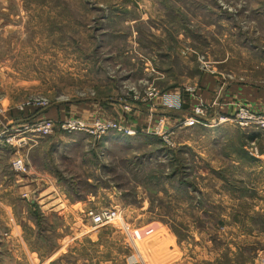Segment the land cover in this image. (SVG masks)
Wrapping results in <instances>:
<instances>
[{
	"label": "rangeland",
	"instance_id": "374dc122",
	"mask_svg": "<svg viewBox=\"0 0 264 264\" xmlns=\"http://www.w3.org/2000/svg\"><path fill=\"white\" fill-rule=\"evenodd\" d=\"M240 106L264 112V0H0V124L54 125L34 152L12 130L0 144V178L47 170L60 198L42 209L31 194L52 250L30 264H260L264 240L242 233L264 231V136ZM102 211L114 222L95 225ZM19 252L0 264H29Z\"/></svg>",
	"mask_w": 264,
	"mask_h": 264
},
{
	"label": "crops",
	"instance_id": "0c3cea01",
	"mask_svg": "<svg viewBox=\"0 0 264 264\" xmlns=\"http://www.w3.org/2000/svg\"><path fill=\"white\" fill-rule=\"evenodd\" d=\"M231 107L227 106L223 111L230 113L233 110ZM183 117L184 116L182 115L181 118ZM20 127H22V125L18 121H3L0 124V133L3 132L4 129L9 128H11L10 131L12 130L13 132ZM14 138H16L13 140L15 145L14 147H17V149L29 148L28 151L33 150V152L36 151V149H40V143L35 140H30L29 138L26 139V144L20 148L19 144L24 137L17 135ZM0 144L2 143L0 142ZM1 153L2 151L0 149V154ZM237 160L249 161L247 162V165L252 167L253 165L256 166V164H259L258 160L256 161L254 158H238ZM257 167L258 173H263L264 175V167H260L258 165ZM30 173L31 174L28 177L21 178L20 180H18L17 176H14L15 179L10 184L5 182L4 177L0 178V209L5 211V215L0 217V249H2V247H5L8 250L12 247L18 248L20 251L18 255L27 258L29 264L32 259L36 260L38 256H42L48 248L52 250L49 242L45 241V239H41L40 237H36L32 233L35 229L34 223L30 217L26 216L27 213L25 212L28 210L29 205L34 202L31 199V194H36L35 201L42 206V209L43 205L55 207L58 205V201L60 200L55 185H47L49 182L46 181L47 170H44L42 173H38L34 168H31ZM57 198H59V200ZM14 201H21L23 209L19 215V207ZM262 204V206H256L255 210L264 214V202ZM247 224L251 223L247 222ZM6 233H8V235H5ZM242 235L244 238L247 237L255 240H264V231L253 230V232L242 233ZM40 243H43L44 246H41ZM55 247L54 252L60 249L59 246ZM57 254L58 251H56L52 256H57ZM263 257L264 250L259 251L257 258H260V264H262L261 259Z\"/></svg>",
	"mask_w": 264,
	"mask_h": 264
},
{
	"label": "built area",
	"instance_id": "2783aa9c",
	"mask_svg": "<svg viewBox=\"0 0 264 264\" xmlns=\"http://www.w3.org/2000/svg\"><path fill=\"white\" fill-rule=\"evenodd\" d=\"M167 104L171 109H174V110L180 107L179 101L175 99L171 101L168 100ZM38 105L39 107H43L44 103H39ZM27 107H29V104H27L26 106H19L17 109L19 112L22 113L26 109H28ZM197 113L200 114L199 111H196V115H198ZM196 118H197L196 116L194 117L191 116L190 118H187L184 122V126L189 127V128L193 127L196 123ZM235 119H236V122L239 124V126L243 128L244 127L246 128L254 127L257 131H259L264 136V113H254L250 111L248 108L244 106H240L238 108V113ZM53 128H54L53 122L48 121V122H41L40 124H37L36 126L32 128H29L28 126H22L16 129L15 132L17 135L22 136V137H24V134L30 133L32 134V138H29L30 140H38L39 138H44L52 134ZM85 128H86L85 124L79 121H75V122L69 121V122H65L62 125V129L66 131L67 130H73V131L83 130ZM102 129L104 131L114 129V130H118V132L120 133H124L122 132L123 130L121 128H118V126L113 125V124H108L107 126H103ZM125 133H127L128 135H132V133L129 131H125ZM9 138H11L10 130L4 129V131L0 133V142L7 141L8 143L9 141H12V139H9ZM26 139H27L26 137L22 138V141L19 144L20 148H22V146L26 144ZM251 156L256 159L264 160V152L263 154L258 155V152L256 151L254 154H251ZM11 168H12V171L16 175H23L24 173H26L27 164H26L25 157L16 153L15 158L12 161ZM90 216L95 225L107 226L114 222L116 218V212L115 211H102L98 214H90ZM261 262L262 264H264V257L261 259Z\"/></svg>",
	"mask_w": 264,
	"mask_h": 264
},
{
	"label": "trees",
	"instance_id": "16d2710c",
	"mask_svg": "<svg viewBox=\"0 0 264 264\" xmlns=\"http://www.w3.org/2000/svg\"><path fill=\"white\" fill-rule=\"evenodd\" d=\"M26 113V110L24 111ZM20 113V112H19ZM23 113V112H22Z\"/></svg>",
	"mask_w": 264,
	"mask_h": 264
}]
</instances>
